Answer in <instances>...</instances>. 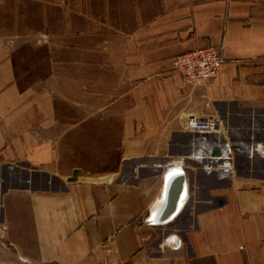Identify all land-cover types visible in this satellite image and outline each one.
<instances>
[{"label": "crops", "instance_id": "obj_1", "mask_svg": "<svg viewBox=\"0 0 264 264\" xmlns=\"http://www.w3.org/2000/svg\"><path fill=\"white\" fill-rule=\"evenodd\" d=\"M25 46L55 73L20 81L14 55ZM208 46L221 68L191 86L173 59ZM97 81H122L127 102L120 162L103 172L65 153L84 122L66 104ZM95 112L86 118L97 127ZM208 114L217 133L184 130L186 117ZM258 119L264 0H0V264H264V176L222 165L253 153L258 142L241 135ZM173 166L187 194L160 222Z\"/></svg>", "mask_w": 264, "mask_h": 264}, {"label": "rangeland", "instance_id": "obj_2", "mask_svg": "<svg viewBox=\"0 0 264 264\" xmlns=\"http://www.w3.org/2000/svg\"><path fill=\"white\" fill-rule=\"evenodd\" d=\"M11 42V39H7ZM15 66L19 75L20 81L25 83L32 80L44 81L49 78L50 74L55 73L54 70H48L44 63L42 52H35L32 46H25L20 49L19 53L14 55ZM69 89V88H68ZM77 90V91H76ZM75 86L69 92L72 93V98L76 97L78 87ZM97 92H96V91ZM125 86L122 81H97V88L94 87V92L91 85L84 87V99L81 103L68 102L65 111L72 118L84 116V122L78 128L79 132L69 135V147L73 146L76 149H69L66 159L68 162L74 161L81 163L86 169H97V172H103L116 168V164L120 162L119 144L122 132V114L125 101ZM97 108V127L90 116L93 109ZM63 109V108H62ZM82 111V114H81ZM258 127L252 125L250 133H244L243 140H248L249 137L257 141L258 145L252 147V154L245 151L233 152L232 161L235 170L244 174H260L264 176V119L257 120ZM263 128V129H262ZM116 130V132H115ZM78 147V149H77ZM241 148V146H239ZM243 149H246L245 146ZM131 162V161H130ZM133 163V162H132ZM133 164L124 166L123 171H127ZM57 183H55L56 185Z\"/></svg>", "mask_w": 264, "mask_h": 264}, {"label": "built area", "instance_id": "obj_3", "mask_svg": "<svg viewBox=\"0 0 264 264\" xmlns=\"http://www.w3.org/2000/svg\"><path fill=\"white\" fill-rule=\"evenodd\" d=\"M175 68L182 74L184 81L191 86H202L209 83L219 72L223 57L219 48L214 46L189 50L174 57ZM221 122L215 115H189L183 128L191 133H217ZM225 168L233 166L232 156L222 157Z\"/></svg>", "mask_w": 264, "mask_h": 264}, {"label": "water", "instance_id": "obj_4", "mask_svg": "<svg viewBox=\"0 0 264 264\" xmlns=\"http://www.w3.org/2000/svg\"><path fill=\"white\" fill-rule=\"evenodd\" d=\"M222 153L224 152L220 151L218 154H213L212 152L208 160L211 161L214 159L213 157H215V155H221ZM176 168V166L169 167L164 174L161 201L154 211V215L159 214L160 222H166L174 217L187 194L185 173L180 167H178V169ZM78 172L79 169H73L72 175L68 177V180H74Z\"/></svg>", "mask_w": 264, "mask_h": 264}, {"label": "bare ground", "instance_id": "obj_5", "mask_svg": "<svg viewBox=\"0 0 264 264\" xmlns=\"http://www.w3.org/2000/svg\"><path fill=\"white\" fill-rule=\"evenodd\" d=\"M153 217V216H152ZM154 218V217H153Z\"/></svg>", "mask_w": 264, "mask_h": 264}]
</instances>
